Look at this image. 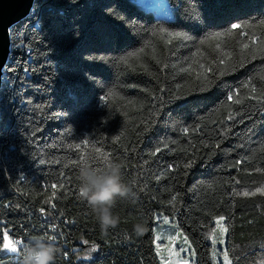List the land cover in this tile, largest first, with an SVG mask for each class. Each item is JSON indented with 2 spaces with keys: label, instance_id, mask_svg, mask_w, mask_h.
I'll return each mask as SVG.
<instances>
[{
  "label": "trees",
  "instance_id": "1",
  "mask_svg": "<svg viewBox=\"0 0 264 264\" xmlns=\"http://www.w3.org/2000/svg\"><path fill=\"white\" fill-rule=\"evenodd\" d=\"M165 1L175 6L178 27L170 30L186 31L195 43L175 47L180 44L175 41L165 47L154 39L155 51L153 46L145 48L132 67L107 59L145 46L148 37L142 31L138 36L133 23L150 28L158 22L154 13L132 0H77L76 5L72 0H34L30 15L11 29L8 71L0 91V241L4 234L22 243L36 235L54 236L61 248L57 264H161L154 247L155 216L160 214L188 237L194 264H212L206 234L214 219L208 213H220L229 229L225 251L232 264H264V196L233 195L264 184V174L255 171L264 167V114L254 100L242 108L232 105L234 112L245 113L234 120H227L224 110L230 89L248 80L264 87L260 79L264 57L245 60L243 67L220 77L208 92L193 93L186 103L166 104L147 132L141 122L153 119L149 116L153 96L167 98V90L187 86L200 71L199 64L215 66L224 52L239 60L240 42H248L235 30L220 41L205 40L208 34L239 23L250 26L240 31L264 39L260 26L264 0H196V11L194 0ZM110 13L126 17L127 22ZM197 49L199 54L194 55ZM153 55L169 67L161 71ZM189 65L191 72L180 71ZM161 88L166 91L161 93ZM129 101L134 107H125ZM184 127L188 133L182 131ZM225 127L231 132L221 138ZM122 132V139L114 143L113 137ZM221 139L220 149L209 157L213 149L204 145ZM85 141L89 150L100 147L111 160L126 161L124 178L132 195L117 201L121 223L107 235L75 195L79 165L64 167L68 159L78 160L80 155L69 145L79 143L83 150ZM156 147L161 151L152 155ZM190 157L196 163L185 170L183 164ZM241 157H251V163L233 168ZM89 164L103 167L96 160ZM53 183H63L64 188L55 190L49 204L45 201L53 193ZM168 188L179 193L174 217L172 205L166 203ZM141 215L147 217V231L137 237L132 235V224ZM93 244L96 257L80 259ZM19 260V256L0 258V264H19Z\"/></svg>",
  "mask_w": 264,
  "mask_h": 264
},
{
  "label": "snow or ice",
  "instance_id": "2",
  "mask_svg": "<svg viewBox=\"0 0 264 264\" xmlns=\"http://www.w3.org/2000/svg\"><path fill=\"white\" fill-rule=\"evenodd\" d=\"M72 3L74 5L77 4V0H72ZM194 3H196V8L193 9V11H196L199 8L198 3L196 0H194ZM141 7L145 12L148 13H155L157 23L153 24L150 28L146 27L145 25H137L135 23L132 24V30H136V34L139 36L140 32L142 31L144 36H147L148 39L145 41V46L139 49V52H129L127 56L118 57L115 60L113 58H108V63H122L128 67H132V63L135 59L139 58V54L143 53L145 51V48L149 46H153L152 42L154 39L159 40L160 43H162L165 47L174 45L175 41H179V45H174L175 47L179 46H186L184 42L188 43H195V39L192 35H189L186 31L182 30H170L175 29L178 27L175 23V11L174 7L170 5L169 3H166L165 0H141ZM117 15L119 17L118 13H110ZM32 15H36V12L33 11ZM122 22H127L126 17H119ZM190 21L193 23H198V21L195 19V17L189 15L187 17ZM167 25V27L165 26ZM260 26L264 27V21L260 22ZM250 26L248 24H239V23H231L230 28L225 27L222 32H212L208 34L205 37V40H214V41H220L221 37H227L231 36L233 34V31L235 30L239 36L244 37L248 42H240V59L233 61L232 59V53L224 52L222 53L221 57L215 61V66L209 65L205 66L203 63L199 64L200 71L196 72L195 80H190L187 83V86H181L177 85L176 90H167L168 96L165 98L163 95L156 97L153 96V105H152V111L149 113V116L152 117L150 121H141L144 124V131L147 132L152 124H154L155 117L161 114V109L165 107L166 104L170 103H186L187 98L193 93L196 92H208L213 86H215L216 81L223 77L224 75L228 74L229 72H234L239 67L244 66V62L247 59H256L257 56L264 57V39L258 38L254 33L246 32V31H240L241 29H247ZM139 29V30H137ZM15 35V30L14 33ZM205 40H201L200 43L203 44ZM15 46V44H14ZM23 47V43L20 45ZM216 47L219 48V43L216 44ZM153 51H155V48L153 46ZM199 54V49H197V53L194 55ZM92 59H96V57H92ZM101 59H104L101 57ZM152 59L155 61L157 65H162L161 71L164 69H167L169 67L168 63L165 60L157 58L155 55L152 56ZM45 60H47V57H45ZM43 67V66H42ZM143 67V66H142ZM172 67H176V65H172ZM192 68L191 65H189L188 68L181 67V72H191ZM3 71L6 73L8 71L7 68L3 69ZM29 71L28 68L24 69L25 74ZM33 73L36 72V69H31ZM264 71V69H262ZM5 79H8V77H5ZM261 81H264V76L260 77ZM48 87V84H45V88ZM241 88H243L245 91L241 92ZM161 93L165 92L166 89L161 88L159 90ZM101 99L106 100L107 97H101ZM256 101L259 105L258 111L262 114H264V87L257 88L253 85L251 80L245 81L242 83V85L235 90H229L226 101L228 102V106L224 109L227 113L226 119L227 120H234L235 116H240L245 113H242L239 109L235 112L232 109V105H237L243 107V105L248 101ZM133 106L134 102H127L125 107ZM142 107V104L141 106ZM223 107V106H222ZM253 108H256V105L252 106ZM137 111H139V108H136ZM43 110L41 109V112ZM58 115V114H57ZM55 118V117H54ZM212 123H217V121L213 120ZM221 125H223V120L219 121ZM198 127V126H197ZM255 125H253L252 128H249V132H253ZM184 133H188L189 129L187 127H184L182 129ZM231 132V128H223V130L219 133L220 137L223 138L226 134ZM36 133L33 132V137H35ZM124 133L122 132L119 136L113 137V142L117 143L119 142ZM264 142V141H262ZM222 143V139L216 141L214 144L209 145L205 144V148L211 147L213 151L209 152V157L212 155H215V149H220ZM167 146V145H165ZM70 148H74L77 152L80 153L78 160H71L68 159L67 162L64 164V167L67 168L69 165H81L86 160L89 162L90 160H96L98 163H102L103 166L110 163L111 159L108 153L104 152L100 147L93 146L90 150L88 149L87 141L84 142L83 150L81 144H75V145H69ZM238 147H243V145H238ZM161 148L156 147L155 151L151 153L152 155H155L156 153L160 152ZM261 151H264V148H261ZM252 158L251 157H241L234 161L232 164L233 168H239L245 161L251 163ZM45 161L41 160V163L43 164ZM56 163H60V161H56ZM196 163L195 158H188L187 161L183 164V168L185 170L191 169L193 165ZM255 171L257 173L264 174V167H256ZM186 174V173H185ZM156 179H160L161 177H155ZM239 183V181H236ZM51 188L53 189V193L51 196L47 197L46 203L51 204L52 199L55 198V190L58 188L63 189L64 184L60 183L59 185L56 183H53L51 185ZM167 191L170 193V198L166 201L167 204L172 205L173 209V217L175 215L176 210V204L178 202L179 193H172V189L168 188ZM257 193L260 196H264V184H261L260 186L256 187L254 191H242V192H233V195L236 196H255ZM75 195L78 198V192L75 193ZM52 207H55L54 204H52ZM44 209L41 208V212H43ZM63 215V213H61ZM208 215L211 216L212 219L216 222V227H209L208 232L206 234V239L211 240L212 243V264H215V258L217 255L216 252V246L218 244L223 245L225 243L224 236L228 232V227L225 226L221 221L225 219V216L220 213H208ZM163 223L169 224L170 220L168 216H163ZM251 223V222H249ZM172 228L175 230V236L169 235L167 236V239L169 241V244H173L176 241L177 237L183 238V243L187 245V250H191L192 244L190 243L187 236L183 234V232L180 231L179 227L175 224H172ZM55 230V226H53V231ZM218 233V235H217ZM52 236H50L51 238ZM156 239H160V236L157 235ZM22 242L20 240H13L10 239V236L8 234H5L3 236V249L7 250L11 253L17 254L19 252V245ZM85 244L88 242L85 241ZM95 244H93L92 249L95 250ZM157 248H159V245L157 244ZM261 248H264V243L261 244ZM186 249L181 248L180 251H185ZM166 251L169 252V257L167 260V264H189V261L185 260L183 257L180 256V252H173L172 248L169 247L166 249ZM159 254V253H158ZM223 262L224 264H232L229 253L227 251L223 252ZM162 260L164 257H161Z\"/></svg>",
  "mask_w": 264,
  "mask_h": 264
},
{
  "label": "clouds",
  "instance_id": "3",
  "mask_svg": "<svg viewBox=\"0 0 264 264\" xmlns=\"http://www.w3.org/2000/svg\"><path fill=\"white\" fill-rule=\"evenodd\" d=\"M124 159L111 160L102 168L90 166L86 160L78 168L77 191L78 199L82 200L90 215L98 225L101 233L107 235L121 223V217L116 211L117 201L132 195L128 183L125 182ZM147 231V217L141 215L132 224V235L141 236ZM55 237L36 235L20 245L19 264H57L61 248L56 244ZM94 251L89 250V253ZM90 260L91 255L81 257Z\"/></svg>",
  "mask_w": 264,
  "mask_h": 264
},
{
  "label": "water",
  "instance_id": "4",
  "mask_svg": "<svg viewBox=\"0 0 264 264\" xmlns=\"http://www.w3.org/2000/svg\"><path fill=\"white\" fill-rule=\"evenodd\" d=\"M33 3L34 0H0V91L3 84V69L10 55V31L30 15ZM3 236L0 258H17L19 256L18 254L3 249Z\"/></svg>",
  "mask_w": 264,
  "mask_h": 264
},
{
  "label": "rangeland",
  "instance_id": "5",
  "mask_svg": "<svg viewBox=\"0 0 264 264\" xmlns=\"http://www.w3.org/2000/svg\"><path fill=\"white\" fill-rule=\"evenodd\" d=\"M132 1L141 7V0H132ZM169 220H170L169 224H164L163 223V217L160 214H156V216H155L156 222H155V226H154V247L156 250V255L158 256L161 264H167L169 252L166 251V249L169 247L172 248L173 252H180V256L183 257L185 260L189 261V264H194V252H193L192 248H191V250H187V245H185L183 243L182 237H177L175 243H173L171 245L169 244L167 236H169V235L175 236V230L172 228V224H175V223L172 222L171 219H169ZM221 223H223V221H221ZM213 224H214V227H216L215 220H214ZM157 235L160 236V239H156ZM217 235H218V233H217ZM224 239H225V243L223 245L218 244L216 246L217 255L215 258V264H224L222 254L225 251L226 234L224 236ZM208 241L212 246L211 240L208 239ZM157 244L159 245V248H157ZM181 248H184L186 250L180 251ZM90 249H92V247H87L84 250V254L81 257H86L87 255L90 254L92 257L90 260H93L96 257V251L94 250L91 253H89ZM162 256L164 257L163 260L161 258ZM80 259H82V258H80Z\"/></svg>",
  "mask_w": 264,
  "mask_h": 264
},
{
  "label": "built area",
  "instance_id": "6",
  "mask_svg": "<svg viewBox=\"0 0 264 264\" xmlns=\"http://www.w3.org/2000/svg\"><path fill=\"white\" fill-rule=\"evenodd\" d=\"M0 243H1V241H0ZM21 245V244H20ZM20 245L18 246L19 248H20ZM1 248V247H0Z\"/></svg>",
  "mask_w": 264,
  "mask_h": 264
}]
</instances>
